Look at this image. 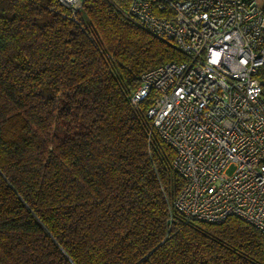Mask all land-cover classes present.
Here are the masks:
<instances>
[{
  "label": "trees",
  "instance_id": "trees-1",
  "mask_svg": "<svg viewBox=\"0 0 264 264\" xmlns=\"http://www.w3.org/2000/svg\"><path fill=\"white\" fill-rule=\"evenodd\" d=\"M127 5L0 0V264H264L253 225L170 211L174 152L129 97L184 56Z\"/></svg>",
  "mask_w": 264,
  "mask_h": 264
},
{
  "label": "built area",
  "instance_id": "built-area-1",
  "mask_svg": "<svg viewBox=\"0 0 264 264\" xmlns=\"http://www.w3.org/2000/svg\"><path fill=\"white\" fill-rule=\"evenodd\" d=\"M71 15L84 0H57ZM124 14L184 58L140 75L129 97L168 144L183 184L170 211L264 234V7L257 0H127Z\"/></svg>",
  "mask_w": 264,
  "mask_h": 264
},
{
  "label": "crops",
  "instance_id": "crops-1",
  "mask_svg": "<svg viewBox=\"0 0 264 264\" xmlns=\"http://www.w3.org/2000/svg\"><path fill=\"white\" fill-rule=\"evenodd\" d=\"M258 4L261 5L262 7H264V0H261Z\"/></svg>",
  "mask_w": 264,
  "mask_h": 264
},
{
  "label": "rangeland",
  "instance_id": "rangeland-1",
  "mask_svg": "<svg viewBox=\"0 0 264 264\" xmlns=\"http://www.w3.org/2000/svg\"><path fill=\"white\" fill-rule=\"evenodd\" d=\"M261 1V0H260ZM259 0H257V2L259 3L260 2Z\"/></svg>",
  "mask_w": 264,
  "mask_h": 264
}]
</instances>
